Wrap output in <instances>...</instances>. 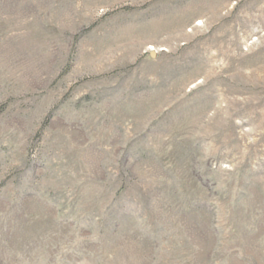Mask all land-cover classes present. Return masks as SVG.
I'll return each instance as SVG.
<instances>
[{"label":"rangeland","instance_id":"obj_1","mask_svg":"<svg viewBox=\"0 0 264 264\" xmlns=\"http://www.w3.org/2000/svg\"><path fill=\"white\" fill-rule=\"evenodd\" d=\"M0 264H264V0H0Z\"/></svg>","mask_w":264,"mask_h":264}]
</instances>
